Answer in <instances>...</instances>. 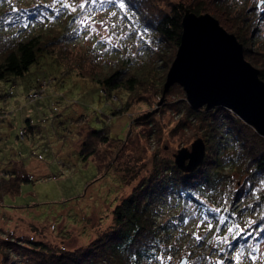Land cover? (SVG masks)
Masks as SVG:
<instances>
[{
	"label": "rangeland",
	"instance_id": "obj_1",
	"mask_svg": "<svg viewBox=\"0 0 264 264\" xmlns=\"http://www.w3.org/2000/svg\"><path fill=\"white\" fill-rule=\"evenodd\" d=\"M169 1L186 10L200 4L201 14H211L224 29L232 28L231 24L235 25L232 30L251 27L253 35L244 47L264 54V17L259 18L264 0ZM117 3L0 0L1 37L57 41L49 44L24 78L0 82V170H13L22 163L30 178L21 182L17 193L0 191V264H30L26 252L15 251L13 242H43L58 251L86 247L112 226L116 205L155 164L165 159L174 163L179 150H191L196 140L207 139L205 123L188 116L186 94L179 85L162 105L164 85L159 93L145 92L146 84L134 92L127 87L109 90L107 96L100 92L99 79L120 68L129 75L162 79L178 51L154 44ZM43 5L44 10H39ZM35 7L33 20L12 22L14 12ZM245 18L252 20L245 22ZM63 32L71 34L69 42L58 41ZM34 91L42 98L30 99ZM156 109L149 119L138 121ZM24 128L27 132L22 135ZM91 129H108L112 138L122 139L114 148L101 146L107 156L103 165L112 160L110 168L99 171L95 163L81 160L82 138ZM221 172L224 177L213 198L216 206L223 207L237 176L231 166ZM206 185L210 184L206 181ZM252 202L247 196L234 204L235 215ZM182 207L177 199L164 201L153 216L159 226L171 219L174 223L167 237L173 248L163 264L183 260L184 264H264L263 235L252 247L254 254L249 246L230 251L225 246L234 229L220 227L198 212L180 218ZM249 213L238 215L242 233L252 231L250 220L256 215Z\"/></svg>",
	"mask_w": 264,
	"mask_h": 264
},
{
	"label": "trees",
	"instance_id": "obj_2",
	"mask_svg": "<svg viewBox=\"0 0 264 264\" xmlns=\"http://www.w3.org/2000/svg\"><path fill=\"white\" fill-rule=\"evenodd\" d=\"M116 1L119 6L124 5L123 9L131 13L137 27L142 33L149 35L154 44L159 47L163 45L169 50H178L186 7L173 4L169 0ZM199 5L191 6L190 10L201 14ZM41 8L39 10L43 11L45 6ZM35 9L36 7L14 12L12 22L35 18ZM259 16L263 19L264 12ZM220 20L225 25L221 18ZM247 20L252 19H244L245 22H248ZM231 26L234 28L235 25ZM232 28L226 29L235 34L240 43L247 46L253 35L251 27L245 28L242 25L237 30ZM252 28L254 29L253 26ZM61 35L58 40L60 42H69L72 38L68 32ZM55 42L56 39L45 42L39 37L16 41L11 36H0V82L11 80L12 77L24 78L37 64L39 57L46 54L47 47ZM245 56L260 70V78L264 81V66H259L264 62V54L251 52L245 47ZM128 72L127 69L120 68L100 78L98 83L103 86L100 92L107 96V91L125 87L129 92H134L146 84L148 87L144 88L145 92L154 90L159 93L167 77L165 75L156 81L142 75H129ZM163 90L164 88L162 94ZM185 108L189 117H198L206 125L205 141L208 152L203 166L193 173H184L177 168L175 161L173 163L170 159L155 164L149 175L135 185L131 194L116 205L112 226L84 248L58 251L43 242L28 241L27 245L13 242L14 250L19 253L25 251L30 264H163L173 248L168 246L167 237L174 228V223L171 219L159 226L153 216L161 202L177 199L183 205L180 218L198 212L199 215L217 222L220 227L234 229L233 236L226 241L225 248L232 251L249 246L248 249L251 252L253 250V254L256 253V248L252 247L260 241L262 235L264 236V137L227 109L194 110L186 101ZM23 130L27 132L25 128L20 132ZM120 141L122 139L112 138L108 129H91L82 138L81 160L85 164L95 163L99 171L110 168L112 160L108 166L103 165L107 156L102 153L101 146L114 148V144L119 145ZM226 166L232 167L237 178H234L227 199H224V206L220 207L215 205L213 193L219 189L224 177L221 171ZM23 181H30V178L22 163L17 164L13 170H0V191L7 189L11 193H17ZM247 196H250L253 202L242 208L238 215L250 212L249 214L256 216L254 220H250L253 224L252 231L242 233L241 227L238 226L241 220L235 215L233 205Z\"/></svg>",
	"mask_w": 264,
	"mask_h": 264
},
{
	"label": "water",
	"instance_id": "obj_3",
	"mask_svg": "<svg viewBox=\"0 0 264 264\" xmlns=\"http://www.w3.org/2000/svg\"><path fill=\"white\" fill-rule=\"evenodd\" d=\"M182 26L181 43L159 105L179 85L194 110L227 109L264 137V81L260 70L247 61L244 45L211 14L198 15L187 9ZM157 110L138 121L149 119ZM206 158L203 139L196 140L191 150L183 148L174 155L175 165L184 173L198 170Z\"/></svg>",
	"mask_w": 264,
	"mask_h": 264
},
{
	"label": "built area",
	"instance_id": "obj_4",
	"mask_svg": "<svg viewBox=\"0 0 264 264\" xmlns=\"http://www.w3.org/2000/svg\"><path fill=\"white\" fill-rule=\"evenodd\" d=\"M39 96H41V93L40 92H33V93H30V99H32V100H36L37 98H39ZM24 132H26L25 130H23L22 132H21V134L23 135L24 134Z\"/></svg>",
	"mask_w": 264,
	"mask_h": 264
},
{
	"label": "snow or ice",
	"instance_id": "obj_5",
	"mask_svg": "<svg viewBox=\"0 0 264 264\" xmlns=\"http://www.w3.org/2000/svg\"><path fill=\"white\" fill-rule=\"evenodd\" d=\"M93 2H95V0H93ZM80 7H81V8H83V7H84V5H83V4H81V5H80ZM120 7H121V8H123V7H124V5H123V4H121V5H120ZM73 10H75V9H73Z\"/></svg>",
	"mask_w": 264,
	"mask_h": 264
},
{
	"label": "crops",
	"instance_id": "obj_6",
	"mask_svg": "<svg viewBox=\"0 0 264 264\" xmlns=\"http://www.w3.org/2000/svg\"><path fill=\"white\" fill-rule=\"evenodd\" d=\"M29 85H30V84H29ZM26 86H27V84H26ZM30 86H31V85H30ZM30 86H29V87H30ZM29 89H30V88H29Z\"/></svg>",
	"mask_w": 264,
	"mask_h": 264
}]
</instances>
